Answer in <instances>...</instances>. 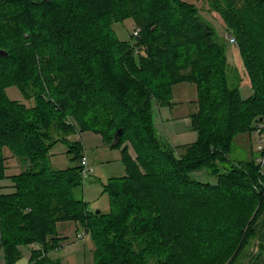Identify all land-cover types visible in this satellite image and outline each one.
<instances>
[{"label": "trees", "instance_id": "16d2710c", "mask_svg": "<svg viewBox=\"0 0 264 264\" xmlns=\"http://www.w3.org/2000/svg\"><path fill=\"white\" fill-rule=\"evenodd\" d=\"M94 1L0 0V49L6 52L0 55V181L9 182L6 192L0 186L4 264L18 262L21 245L33 247L29 264H62L50 254L64 240L57 231L64 221H79L91 232L92 264H238L264 206V167L253 151L243 159L229 154L238 134L250 142L252 129L264 124V57L256 46L242 51L252 89L242 98L213 27L191 3ZM226 1L219 11L241 46L264 41V0ZM126 19L139 27L132 41L110 29ZM180 83L194 88L190 119L197 138L177 158L158 137L152 107L171 104ZM10 85L33 104L10 99ZM75 125L107 143L122 130L111 146L126 143L125 174L106 185L109 213H92L74 196L83 181L79 164L64 170L49 164V148ZM68 151L80 160L78 143H69ZM12 156L21 168L9 175ZM202 169L215 182L191 176ZM118 180L138 196L124 197Z\"/></svg>", "mask_w": 264, "mask_h": 264}, {"label": "rangeland", "instance_id": "374dc122", "mask_svg": "<svg viewBox=\"0 0 264 264\" xmlns=\"http://www.w3.org/2000/svg\"><path fill=\"white\" fill-rule=\"evenodd\" d=\"M188 3H191L198 11V14L204 20V22L213 27V30L216 34L218 43L223 47L226 58H227V76L231 82H239V92L242 98H248L252 94L251 85L249 83V70L243 62L242 51H245V47H248L250 51L253 52V47L256 46V54H259L264 57V41L257 39L256 44L245 43L241 46V39L235 38L234 32L235 29L229 25V20L227 16H224L220 13V7L226 6V0H186ZM96 2L99 1H94ZM264 8V3L262 4ZM9 10V9H7ZM41 12L45 11L44 8L40 10ZM39 11V12H40ZM46 13V12H45ZM250 15V14H249ZM252 16L247 18L246 22L249 24V20ZM44 18V17H43ZM45 20V19H44ZM41 21L45 23V21ZM50 22L46 21V29H48V24ZM230 26V27H229ZM109 27V25H108ZM138 26L135 25L133 20L126 19L123 22H115L110 29L115 32L118 39L131 40L134 31L137 30ZM25 33L21 34L24 36ZM233 36L235 39L234 42L230 41L228 36ZM231 36V37H232ZM52 38V37H51ZM43 39L42 41H44ZM55 40V39H54ZM232 42V43H231ZM41 44H44L43 42ZM49 49V48H48ZM47 49V50H48ZM247 51V50H246ZM45 52V51H43ZM50 54H47V56ZM19 57L17 58V60ZM13 62V61H12ZM11 62V63H12ZM264 64V63H263ZM115 66V65H114ZM114 70V71H112ZM115 67L110 68L111 76L114 78V82H120V79L116 75ZM14 73L17 72V69L13 70ZM190 84V83H187ZM192 85V84H190ZM183 86V85H180ZM187 89H175L173 96H186L187 94H192L194 97V91L191 86L187 85ZM193 86V85H192ZM187 90V91H186ZM6 94L10 99L16 100L30 106L33 104L32 100L24 98L17 86L10 85L6 88ZM172 96V95H171ZM187 97V96H186ZM157 105V104H156ZM154 105V111H152V119L154 128L158 134L160 140L164 143L165 141L159 134H164L160 124V117L164 119L167 117V112L163 108V105ZM176 108H184L178 106ZM175 109V108H174ZM256 127V126H255ZM253 128V127H252ZM172 133L174 130H171ZM254 130L251 132V146L249 145V139H244L243 134H238L234 138V150L230 152V158H239L243 159L250 155V152L253 151L255 158L257 157V139L254 135ZM191 138L187 140V144L193 143L197 135L191 129ZM178 136H174L173 140L177 141ZM246 140V141H245ZM76 142L82 147V154L86 156L92 172L88 176L83 177L82 185L76 187L73 190V194L77 198H83L86 202L87 210L96 213L97 211L101 213H109L111 211L110 196L106 190V185L112 177L120 178L125 174L124 166L122 163L123 152L121 146H111V143H107L101 134L91 130V129H80L75 125V132L70 133L65 141L55 142L48 151V160L52 168L56 170H64L70 167L76 166L78 164L79 158H76V155L68 151L69 143ZM167 145V144H166ZM180 145V144H178ZM180 145L173 149L175 157H179L182 146ZM127 153L134 157V150L131 145H128ZM9 154V153H8ZM236 159V158H235ZM223 162V161H220ZM20 165L16 160V157H10L9 167L7 168V174L11 175L20 171ZM221 173L224 171L223 167L220 168ZM191 176L196 180L215 182L213 176H208L207 171L202 169L197 172H191ZM171 175V173H170ZM161 179L166 184L168 177L163 173ZM2 183V184H1ZM1 188L6 187L8 191L9 182L7 180L0 181ZM115 186L120 190L119 192L126 198L130 197L135 199V196H138V193L127 188L122 181H116ZM0 191V192H3ZM149 195V193H148ZM150 198V196H147ZM154 197V196H152ZM58 233L64 237V240L61 242V247L57 250H54L50 255L54 258H59L62 264H92L94 261V250L96 248L94 239L90 231L85 230V227L79 221H64L57 224ZM80 233L81 237H77V234ZM31 245H21V258L18 260L17 264H29L28 260L31 254ZM4 254L2 247L0 245V264H4Z\"/></svg>", "mask_w": 264, "mask_h": 264}, {"label": "crops", "instance_id": "0c3cea01", "mask_svg": "<svg viewBox=\"0 0 264 264\" xmlns=\"http://www.w3.org/2000/svg\"><path fill=\"white\" fill-rule=\"evenodd\" d=\"M187 85L191 86L190 84L187 83H180L174 85L172 89L171 104L169 105L162 104L163 108L167 112V117L165 119L163 117H160V124L163 130L162 132L164 134L163 135L159 134V135L163 138V140L171 148V150H173L175 147H178L180 145L187 144V140L191 138L190 133H191L192 125H191L190 115L196 109V103L193 101L194 97L190 93L186 95L187 97L182 95L173 96L175 89L177 88L187 89L188 87ZM191 88L194 91V88L192 86ZM154 105L152 107V111H154ZM181 105L184 108H176ZM156 106L157 108L159 107L158 105ZM171 130H174V132L172 133ZM174 136H178L177 141L173 140ZM251 143L252 141L250 139L249 142L250 146ZM1 189L7 190L6 187ZM253 227H254L255 236L249 245L248 251L245 253V255L242 258H240L238 264H264V251L260 250L261 245L264 244V206L260 216L254 223Z\"/></svg>", "mask_w": 264, "mask_h": 264}, {"label": "built area", "instance_id": "2783aa9c", "mask_svg": "<svg viewBox=\"0 0 264 264\" xmlns=\"http://www.w3.org/2000/svg\"><path fill=\"white\" fill-rule=\"evenodd\" d=\"M137 30L134 31V34H136ZM230 41L234 42V38L231 36H228ZM232 43V42H231ZM254 135L256 136L257 139V157L255 158V160L260 163V165H262V167H264V124L263 123H257L256 127L254 128ZM78 164L80 166V173L83 177H86L89 175L90 172H92V168H90L87 158L86 156L82 155L80 160L78 161ZM84 181V180H83ZM77 237H81V234L78 233Z\"/></svg>", "mask_w": 264, "mask_h": 264}, {"label": "water", "instance_id": "95a60500", "mask_svg": "<svg viewBox=\"0 0 264 264\" xmlns=\"http://www.w3.org/2000/svg\"><path fill=\"white\" fill-rule=\"evenodd\" d=\"M0 55H6V52L4 50L0 49ZM121 131H122L121 128H119V129L116 130V132L113 135L112 144H114L117 141L118 137L121 134ZM98 212L99 211H97L96 213H98Z\"/></svg>", "mask_w": 264, "mask_h": 264}]
</instances>
